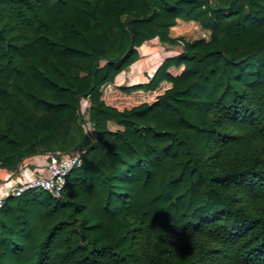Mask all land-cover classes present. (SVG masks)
<instances>
[{
	"label": "trees",
	"instance_id": "trees-1",
	"mask_svg": "<svg viewBox=\"0 0 264 264\" xmlns=\"http://www.w3.org/2000/svg\"><path fill=\"white\" fill-rule=\"evenodd\" d=\"M182 17L210 38L117 85ZM78 148L0 208V264H264V0H0V167Z\"/></svg>",
	"mask_w": 264,
	"mask_h": 264
},
{
	"label": "crops",
	"instance_id": "crops-1",
	"mask_svg": "<svg viewBox=\"0 0 264 264\" xmlns=\"http://www.w3.org/2000/svg\"><path fill=\"white\" fill-rule=\"evenodd\" d=\"M173 34L174 31L171 29V36ZM158 40L155 38L146 43L147 49L141 55V60L133 64L126 72L117 76L115 82L117 85L128 86L146 83L149 80V72L152 73L149 69L152 66L153 69H156L167 58L164 51L165 46L162 47L164 48L162 50L157 45ZM84 102H87L86 99H81V104H84ZM48 155V153H43L25 157L18 163L17 167H0V194H9L11 189L19 182L29 180L38 174H44Z\"/></svg>",
	"mask_w": 264,
	"mask_h": 264
},
{
	"label": "built area",
	"instance_id": "built-area-1",
	"mask_svg": "<svg viewBox=\"0 0 264 264\" xmlns=\"http://www.w3.org/2000/svg\"><path fill=\"white\" fill-rule=\"evenodd\" d=\"M194 28L206 34L203 31L205 29L199 23H195ZM87 104H89L88 108H90V103L88 102ZM89 110L86 108V105L83 109L81 107V113H84L85 117L83 130L88 139L93 142L96 139V135ZM85 153L86 148H78L71 152L49 154L46 163V172L44 174H38L29 180L19 182L11 189L9 194H0V208L5 205L8 197H18L30 190L42 189L48 191L54 197H60L67 184L68 175L74 168L82 165Z\"/></svg>",
	"mask_w": 264,
	"mask_h": 264
},
{
	"label": "rangeland",
	"instance_id": "rangeland-1",
	"mask_svg": "<svg viewBox=\"0 0 264 264\" xmlns=\"http://www.w3.org/2000/svg\"><path fill=\"white\" fill-rule=\"evenodd\" d=\"M195 23H199V22H197V21H195V20H190V19H187L186 17H182V18H179L178 19V22H177V24L175 25V26H177V28H175V26H173L171 29H172V31H174V34L172 35L173 37H175V39H177L178 40V43L176 44H173V45H169V44H164V43H162L161 41H159L158 40V43H157V45H159L160 46V48L162 49V50H164V48H162L163 46H165V56L166 57H169V56H173V55H175V54H178V53H180L182 50H183V48H182V41L183 40H193V39H197V38H206V39H209L210 38V30L209 29H205V30H203L204 32H206V34H204V33H202L200 30H197V29H195L194 28V24ZM175 29H177V30H175ZM176 31V32H175ZM171 33V32H170ZM153 39H155V38H153ZM153 39H151V40H153ZM156 39H158V38H156ZM148 41H150V40H148ZM148 41H146V42H144L141 46H139L138 47V51H139V53H140V57H139V59L138 60H136L134 63H132L131 65H129L128 67H126L123 71H121V73L119 74V75H121V74H123L124 72H126L133 64H135L136 62H138L139 60H141V55L144 53V50H146L147 49V42ZM163 63V62H162ZM161 65V64H160ZM159 65V66H160ZM152 66V65H151ZM150 66V67H151ZM158 66V67H159ZM137 67V66H136ZM158 67L155 69H153V66H152V68L151 69H149L152 73H150L149 72V80L153 77V75L155 74V72H156V70L158 69ZM118 75V76H119ZM116 79H117V77H116ZM148 80V81H149ZM147 81V82H148ZM115 82H116V80H115ZM139 84V83H138ZM146 90H144V92H145ZM84 99H86V101L87 102H84V104H81V107H82V109L84 108V106L86 105V108L89 110L90 108H88L89 106V104H87L88 102L90 103V107H91V102H90V99L88 98V97H86V98H84ZM90 111V110H89ZM81 116H82V122L84 123L85 122V117H84V113L82 114L81 113ZM91 117V116H90ZM109 127L111 128V129H116V128H118L119 126H118V124H116L114 121H111L110 123H109ZM82 128H83V126H82ZM84 131V130H83ZM85 133V132H84ZM36 190H40V189H36Z\"/></svg>",
	"mask_w": 264,
	"mask_h": 264
}]
</instances>
